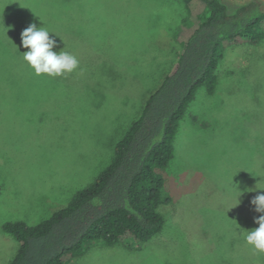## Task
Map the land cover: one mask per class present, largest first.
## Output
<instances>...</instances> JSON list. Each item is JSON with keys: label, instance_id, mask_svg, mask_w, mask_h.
<instances>
[{"label": "rangeland", "instance_id": "1", "mask_svg": "<svg viewBox=\"0 0 264 264\" xmlns=\"http://www.w3.org/2000/svg\"><path fill=\"white\" fill-rule=\"evenodd\" d=\"M187 14L179 0H0V264L17 249L4 222L48 217L108 164L182 51ZM30 23L79 67L36 75L20 39ZM216 75V92L198 89L175 137L166 228L139 247L91 241L67 264H264L244 239L264 191V39L225 48Z\"/></svg>", "mask_w": 264, "mask_h": 264}, {"label": "trees", "instance_id": "2", "mask_svg": "<svg viewBox=\"0 0 264 264\" xmlns=\"http://www.w3.org/2000/svg\"><path fill=\"white\" fill-rule=\"evenodd\" d=\"M179 1L188 11L178 31L185 30L183 49L115 143L108 164L48 217L4 222L2 232L17 243L6 264H67L91 241L139 247L166 228L160 207L172 197L164 171L188 106L199 88L216 92L225 48L264 39V0Z\"/></svg>", "mask_w": 264, "mask_h": 264}, {"label": "clouds", "instance_id": "3", "mask_svg": "<svg viewBox=\"0 0 264 264\" xmlns=\"http://www.w3.org/2000/svg\"><path fill=\"white\" fill-rule=\"evenodd\" d=\"M51 34L47 28L38 27L35 23H30L23 29L20 34L21 46L26 49L23 53V60L36 75L47 74L56 77L72 73L79 67L78 59L69 51L60 48L55 39L57 36ZM256 189L264 190V187L256 185ZM237 192L239 201L238 197L241 192L238 189ZM250 203L254 206V211L261 215L254 220L258 227L246 230L244 239L256 250L264 252V191H259Z\"/></svg>", "mask_w": 264, "mask_h": 264}]
</instances>
